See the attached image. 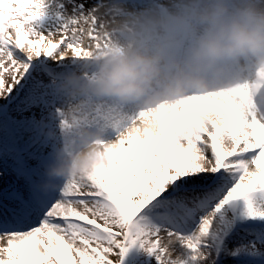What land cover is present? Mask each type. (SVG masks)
Here are the masks:
<instances>
[{
  "label": "snow or ice",
  "instance_id": "obj_1",
  "mask_svg": "<svg viewBox=\"0 0 264 264\" xmlns=\"http://www.w3.org/2000/svg\"><path fill=\"white\" fill-rule=\"evenodd\" d=\"M56 6L52 14L41 0H0V161L24 182L0 191V264H124L132 250L153 264H264V122L230 119L185 147L125 143L89 182L40 187L51 116L25 113L51 108L50 82L93 9ZM24 131L35 135L21 147Z\"/></svg>",
  "mask_w": 264,
  "mask_h": 264
},
{
  "label": "clouds",
  "instance_id": "obj_2",
  "mask_svg": "<svg viewBox=\"0 0 264 264\" xmlns=\"http://www.w3.org/2000/svg\"><path fill=\"white\" fill-rule=\"evenodd\" d=\"M81 21L50 82L43 190L98 177L125 143L185 147L230 119L264 122V0H99Z\"/></svg>",
  "mask_w": 264,
  "mask_h": 264
},
{
  "label": "rangeland",
  "instance_id": "obj_3",
  "mask_svg": "<svg viewBox=\"0 0 264 264\" xmlns=\"http://www.w3.org/2000/svg\"><path fill=\"white\" fill-rule=\"evenodd\" d=\"M59 2L65 3L62 0H59ZM76 2H77V4H84L85 5V9H86V7L95 6L99 2V0H76ZM65 5H66V3H65ZM50 26H51V21L45 20L43 22V27H49L50 28ZM59 38H60L59 35H56L54 37V42L58 41ZM61 47H63V46H61ZM6 79H8L7 76H6ZM9 82H10V80H9ZM3 103H4L3 98L0 97V106H2ZM11 107L14 108L15 106L13 105ZM50 109L51 108H49V109L36 108V109H33L32 113H25V116H30V115H32L34 113L36 118L40 119L41 116H42V113L49 114L50 113ZM11 115L17 120L21 119V117L15 111H12ZM34 135L35 134L33 132H31V131L22 132L21 138H20V141H19L20 146L23 147L24 145L28 144L32 140V137ZM31 151L33 153H37L38 152L37 148H32ZM39 152L42 153L43 150L41 149V150H39ZM25 159L27 161L28 166H30V167L35 166L38 163V160L35 159V158L29 159L26 156ZM0 166L2 168V170L0 171V172L3 173L2 176L6 175L13 181V183H15V184L19 183L20 180L17 179V177L11 171V161L8 162V167L7 168H5V165H4L3 161H0ZM124 264H153V262L150 261L147 257H145L142 253H140V252H138L136 250H132L129 253L128 257L125 259Z\"/></svg>",
  "mask_w": 264,
  "mask_h": 264
},
{
  "label": "bare ground",
  "instance_id": "obj_4",
  "mask_svg": "<svg viewBox=\"0 0 264 264\" xmlns=\"http://www.w3.org/2000/svg\"><path fill=\"white\" fill-rule=\"evenodd\" d=\"M62 1H64L66 3L67 14L71 15L72 14V4L73 3L77 4L76 0H62ZM90 7H94V6H90ZM90 7H86L85 11L87 12L88 8H90ZM42 116H46V117L50 116V113L49 114L42 113ZM1 170H2V168L0 166V171ZM23 183H24L23 180H20L19 183L15 184V183H13V181L8 176H6V175L5 176H0V191H2L4 188L9 187L10 185H15L17 187H22ZM162 236L164 237V242L167 243L168 237H167L166 233H162ZM175 248H176L177 251H176V253H174V255H178L179 252H180V245H179L178 242L175 244ZM112 259H115V257H112Z\"/></svg>",
  "mask_w": 264,
  "mask_h": 264
}]
</instances>
